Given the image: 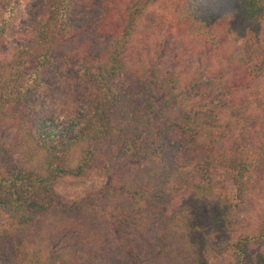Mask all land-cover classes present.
I'll return each instance as SVG.
<instances>
[{
    "label": "trees",
    "instance_id": "trees-1",
    "mask_svg": "<svg viewBox=\"0 0 264 264\" xmlns=\"http://www.w3.org/2000/svg\"><path fill=\"white\" fill-rule=\"evenodd\" d=\"M263 156L264 0H0V264H264Z\"/></svg>",
    "mask_w": 264,
    "mask_h": 264
},
{
    "label": "rangeland",
    "instance_id": "rangeland-1",
    "mask_svg": "<svg viewBox=\"0 0 264 264\" xmlns=\"http://www.w3.org/2000/svg\"><path fill=\"white\" fill-rule=\"evenodd\" d=\"M103 42V41H102ZM245 44L239 41L234 49V57L239 60L244 56ZM238 134H235L237 137ZM14 136L12 128L4 127L1 130V141L6 147H10ZM253 197L254 201L251 205H246L243 208L236 210L234 214V225L237 234H246L250 232L258 221L264 216V156L262 160V167L258 174L255 175L253 181ZM105 183V179L101 176L90 175L86 179L69 180L58 188L61 194L66 195L71 199H78L87 193H92L99 190ZM227 192L230 187L226 184ZM209 264H222L215 258L209 260Z\"/></svg>",
    "mask_w": 264,
    "mask_h": 264
}]
</instances>
